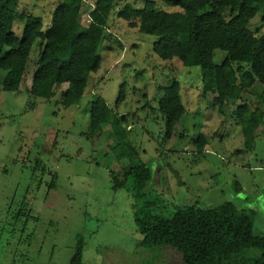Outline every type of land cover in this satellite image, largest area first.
I'll return each mask as SVG.
<instances>
[{
    "label": "rangeland",
    "instance_id": "obj_1",
    "mask_svg": "<svg viewBox=\"0 0 264 264\" xmlns=\"http://www.w3.org/2000/svg\"><path fill=\"white\" fill-rule=\"evenodd\" d=\"M60 1L19 0V11L41 17L46 30ZM153 1L159 9L180 11ZM144 2L116 0L99 34L91 26V4L84 7L79 23L98 34L102 62L76 105L61 103L67 85L58 87L50 101L30 95L38 43L20 91L3 89L6 72L0 69V264H69L79 237L85 242L84 264H183L174 249L141 246L143 235L134 222L138 202L126 189L114 188V179L139 163L153 171L148 197L159 200L157 213L171 217L194 202L213 207L231 201L254 210V232L264 234V123L246 146L233 113L242 100L221 110L212 104L214 96L203 92L200 67L160 59L153 50L157 38L119 18L125 5L141 9ZM23 28L24 21L17 20L18 38ZM250 29L264 33L260 16ZM223 58L218 51L215 60ZM233 69L239 82L250 73L247 65ZM175 80L186 113L167 137L158 102ZM123 85L125 99L118 103ZM262 94L264 86L255 84L245 90L244 103L256 109ZM97 97L112 115L92 134L90 110ZM115 117L126 136L115 138Z\"/></svg>",
    "mask_w": 264,
    "mask_h": 264
},
{
    "label": "trees",
    "instance_id": "obj_2",
    "mask_svg": "<svg viewBox=\"0 0 264 264\" xmlns=\"http://www.w3.org/2000/svg\"><path fill=\"white\" fill-rule=\"evenodd\" d=\"M89 1L61 0L52 13L50 26L44 30L41 17L19 11V0H0V69L6 72L5 91H20L27 78L32 49L38 43L39 55L32 60L35 67L30 95L50 101L58 87L67 85L61 92L62 105L69 108L80 102L90 74L101 68L98 34L100 28L107 27L116 0ZM163 1L180 11L159 9L155 1L145 0L141 9L125 5L118 16L130 27L157 38L153 50L160 59H178L185 67H200L202 89L214 96L212 104L222 110L231 102L242 100L233 113L249 146L264 123L260 105L264 94L256 109L243 99L246 89L255 84L264 86V33L257 35L258 29H250L258 16L264 25V0ZM90 4L89 18L92 29H98L97 35L79 23L84 7ZM17 20L24 21L21 38L14 32ZM218 51L224 53L220 63L215 60ZM235 64L250 69L242 82L233 78ZM124 99L123 85L118 103ZM158 111L166 121V136L171 137L176 123L186 113L178 81L165 88ZM111 115L104 99L95 98L90 110L92 134L99 132ZM119 123L115 117V138L127 133V129L119 131ZM199 142L201 148L206 145L203 135ZM152 180L153 171L144 163L130 165L121 180L114 179L115 189H126L138 202L134 222L143 235L142 247L177 249L183 264H264V234L254 232V210L241 209L231 201L213 207L194 202L180 206L167 217L156 212L159 200L148 197ZM84 251V239L79 237L69 264H84Z\"/></svg>",
    "mask_w": 264,
    "mask_h": 264
},
{
    "label": "water",
    "instance_id": "obj_3",
    "mask_svg": "<svg viewBox=\"0 0 264 264\" xmlns=\"http://www.w3.org/2000/svg\"><path fill=\"white\" fill-rule=\"evenodd\" d=\"M174 1H179V0H174ZM176 251L178 252V250L176 249ZM181 257L183 258V256L181 255Z\"/></svg>",
    "mask_w": 264,
    "mask_h": 264
}]
</instances>
